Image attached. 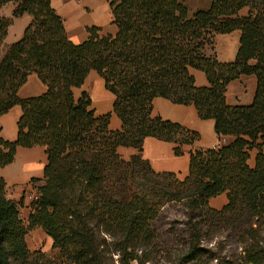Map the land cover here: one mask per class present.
Here are the masks:
<instances>
[{"label":"trees","instance_id":"1","mask_svg":"<svg viewBox=\"0 0 264 264\" xmlns=\"http://www.w3.org/2000/svg\"><path fill=\"white\" fill-rule=\"evenodd\" d=\"M15 4L12 18L32 20L17 42L2 49L12 18H0V116L21 108L14 141L0 136V169L14 161L18 148L44 147L41 184L31 180L35 198L25 228L21 201L7 197L0 177V264H30L26 229H41L69 264H145L155 245L153 221L168 203H183L189 239L180 264H209L201 246L203 229L229 231L241 246V264H264L259 223L264 220V0H210L189 11L181 0H106L114 35L86 28L88 37L73 43L51 0H0ZM239 32L232 62H219L213 48L218 35ZM190 70L204 73L197 87ZM102 80L113 96L111 112L95 115L86 92L76 98L88 74ZM35 74L46 91L21 99L18 90ZM253 76L256 88L248 106H228V84ZM161 98L193 106L201 120L214 122L218 139L231 141L189 152L188 174L155 172L141 157L146 138L174 145V156L198 134L152 116ZM110 113L120 121L109 129ZM136 154L127 160L118 148ZM259 148L254 166L248 151ZM225 194L220 209L209 200Z\"/></svg>","mask_w":264,"mask_h":264},{"label":"crops","instance_id":"2","mask_svg":"<svg viewBox=\"0 0 264 264\" xmlns=\"http://www.w3.org/2000/svg\"><path fill=\"white\" fill-rule=\"evenodd\" d=\"M210 0L207 2V7ZM52 8L63 19L65 31L73 43H81L88 37L86 28L96 27L100 29V34L104 29L110 27L109 34L114 35L116 27L111 23L108 8L102 0H51ZM15 4L8 2L0 7V18H12ZM110 12V8H109ZM111 14V13H110ZM32 18L28 14L12 18L8 26L6 37L3 40L2 49L21 39L24 29L29 25ZM239 46V32L218 35L214 39L213 48H207L206 55L215 54L217 60L222 63L232 62L235 58ZM93 73L95 96L94 104L98 112H111L113 96L105 91L102 80ZM89 73V74H90ZM197 87L207 85L204 73L197 70H190ZM88 74V75H89ZM256 88V80L253 76H241L228 84L225 92V102L228 106H248L252 103ZM46 91L35 74H30L26 82L18 90V97L29 99L42 95ZM75 91V90H74ZM21 108L13 106L0 116V136L6 141H14L17 135V122L21 116ZM110 125L114 130H119L121 123L112 113ZM152 116H157L163 120L178 123L187 130L198 134V139L192 144L183 147V154L174 156L171 143L163 142L154 138H146L142 145L141 157L146 160L151 169L155 172L173 173L179 180H183L188 174L189 152L192 150L205 151L214 146L222 145L231 141L225 137L218 139L214 133V122L212 120H201L193 106H183L172 104L171 102L156 98L152 102ZM264 153V144L261 146ZM259 148H252L248 151L247 165L254 166L255 157ZM136 154V150L120 147L122 159L127 160L131 155ZM46 165V154L44 147H33L30 149L18 148L14 161L0 169V177L5 182L7 197L16 202L20 201L21 211L30 212V193L28 184L31 180H39L40 185L43 178V169ZM210 200L214 209L226 204V199Z\"/></svg>","mask_w":264,"mask_h":264},{"label":"rangeland","instance_id":"3","mask_svg":"<svg viewBox=\"0 0 264 264\" xmlns=\"http://www.w3.org/2000/svg\"><path fill=\"white\" fill-rule=\"evenodd\" d=\"M102 1L108 6L106 0ZM181 1L187 6L189 11L206 9L208 2V0ZM108 14L111 17L109 8ZM103 32L106 34L101 33L102 35H111L109 34L110 27L108 26ZM93 76L95 75L90 73L83 86L74 91V95L77 98L81 92H86L91 99V109L94 111L95 115H105L108 112L100 114L94 104ZM111 114L112 113H110V118L112 116ZM109 129L115 131L112 125L109 126ZM118 154L121 157L120 148H118ZM29 193L28 196L30 197V200H32L34 193ZM220 199H226L227 202L225 194L213 198V200H218V202H220ZM208 205L213 209L215 208L210 204V200ZM217 209H220V206H218ZM20 215L26 228L27 212L20 210ZM192 215L195 216L194 213H191L183 203L172 202L161 208L158 217L152 223L156 236L155 245H153L151 253L147 256L149 259L145 264H180L179 259L181 257V252L186 248L189 239V219ZM259 226V241L261 242V246L264 247V220L259 223ZM202 232L204 239L201 246L206 252L205 258L211 260L209 264H241V246L237 241V237L232 232L223 230L209 231L206 227H204ZM25 240L28 250L31 253L35 252L37 254L31 257L30 264H69L61 254L60 250L53 247L51 239L41 229H26ZM105 264H119L117 255L107 257Z\"/></svg>","mask_w":264,"mask_h":264},{"label":"built area","instance_id":"4","mask_svg":"<svg viewBox=\"0 0 264 264\" xmlns=\"http://www.w3.org/2000/svg\"><path fill=\"white\" fill-rule=\"evenodd\" d=\"M28 190L29 192L34 193V195L32 196V199L35 198V189L32 188V185L30 183L28 184Z\"/></svg>","mask_w":264,"mask_h":264}]
</instances>
